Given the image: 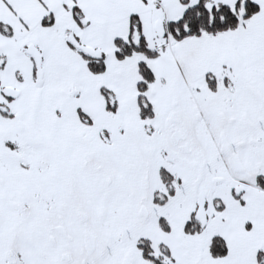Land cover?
Segmentation results:
<instances>
[{
    "label": "snow or ice",
    "instance_id": "6c2138e0",
    "mask_svg": "<svg viewBox=\"0 0 264 264\" xmlns=\"http://www.w3.org/2000/svg\"><path fill=\"white\" fill-rule=\"evenodd\" d=\"M0 264H264V0H0Z\"/></svg>",
    "mask_w": 264,
    "mask_h": 264
}]
</instances>
